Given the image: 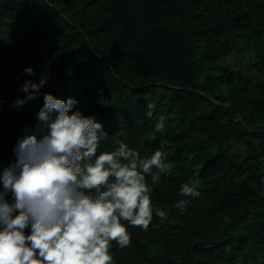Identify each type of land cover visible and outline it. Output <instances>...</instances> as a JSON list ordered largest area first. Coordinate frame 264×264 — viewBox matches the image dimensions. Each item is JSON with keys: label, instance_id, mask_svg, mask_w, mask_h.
<instances>
[{"label": "trees", "instance_id": "16d2710c", "mask_svg": "<svg viewBox=\"0 0 264 264\" xmlns=\"http://www.w3.org/2000/svg\"><path fill=\"white\" fill-rule=\"evenodd\" d=\"M42 74L41 95L18 106ZM44 93L102 124L97 155L122 141L171 164L149 228L122 221L131 244L113 242L114 264H264V0H0V174ZM190 182L201 195L181 211Z\"/></svg>", "mask_w": 264, "mask_h": 264}, {"label": "clouds", "instance_id": "9594fccd", "mask_svg": "<svg viewBox=\"0 0 264 264\" xmlns=\"http://www.w3.org/2000/svg\"><path fill=\"white\" fill-rule=\"evenodd\" d=\"M24 72L35 75L31 67ZM47 83L45 74L39 83L25 81L20 91L27 96L17 105L36 99ZM100 96L99 103L108 106L103 90ZM43 99L35 132L17 141L16 161L0 174V264H114L113 242L121 249L131 244L122 221L149 228L152 185L171 175V164L159 149L142 157L122 141L115 151L97 155L107 137L102 124L78 110L75 98L44 93ZM164 121L161 116L157 132L165 130ZM40 132L45 134L38 137ZM199 187L182 184L179 195L185 199L174 206L185 210L188 197L201 195ZM155 215L167 219L164 210L155 209Z\"/></svg>", "mask_w": 264, "mask_h": 264}, {"label": "rangeland", "instance_id": "374dc122", "mask_svg": "<svg viewBox=\"0 0 264 264\" xmlns=\"http://www.w3.org/2000/svg\"><path fill=\"white\" fill-rule=\"evenodd\" d=\"M245 57L244 56H241L239 54H234V55H231L229 58H228V62L235 66V65H238L239 67L243 66V64L245 63ZM232 66V67H233Z\"/></svg>", "mask_w": 264, "mask_h": 264}]
</instances>
